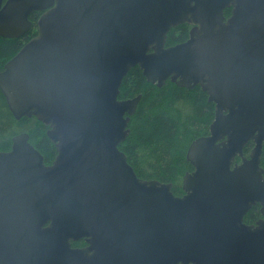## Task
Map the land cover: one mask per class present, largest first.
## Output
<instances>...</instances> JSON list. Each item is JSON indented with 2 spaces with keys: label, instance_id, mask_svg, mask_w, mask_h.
I'll list each match as a JSON object with an SVG mask.
<instances>
[{
  "label": "water",
  "instance_id": "water-1",
  "mask_svg": "<svg viewBox=\"0 0 264 264\" xmlns=\"http://www.w3.org/2000/svg\"><path fill=\"white\" fill-rule=\"evenodd\" d=\"M35 12L0 90L15 118L48 126L57 155L46 164L28 132L0 151V264H264V0H0V36H23ZM184 23L189 38L167 46ZM135 66L215 103L183 195L119 148L141 99L119 98Z\"/></svg>",
  "mask_w": 264,
  "mask_h": 264
},
{
  "label": "trees",
  "instance_id": "trees-1",
  "mask_svg": "<svg viewBox=\"0 0 264 264\" xmlns=\"http://www.w3.org/2000/svg\"><path fill=\"white\" fill-rule=\"evenodd\" d=\"M40 14L35 12L30 15L33 26L23 36H0V70L36 34ZM225 15H231V8L225 10ZM191 28L187 23L171 28L167 46L187 40ZM138 94H141V99L131 116L130 133L119 148L127 155L128 162L140 178L171 182L173 193L183 195V177L194 169L187 160L188 148L196 138L210 133L215 103L208 100L207 92L200 86L186 88L170 79L163 86H158L149 82L142 70L135 66L124 77L119 98H132ZM47 130L48 126L36 117L15 118L0 90V151H9L13 137L28 132L30 142L42 153L45 163L50 164L57 150ZM253 145L249 142L244 148L245 156H249ZM236 161L240 162L241 158ZM261 166L264 168V145ZM246 216L248 223H256L262 217L260 205L253 206ZM81 243L80 240L72 242L73 246Z\"/></svg>",
  "mask_w": 264,
  "mask_h": 264
},
{
  "label": "flooded vegetation",
  "instance_id": "flooded-vegetation-1",
  "mask_svg": "<svg viewBox=\"0 0 264 264\" xmlns=\"http://www.w3.org/2000/svg\"><path fill=\"white\" fill-rule=\"evenodd\" d=\"M192 26V25H191ZM192 29V28H191ZM197 86H199V85H197ZM51 164V163H50ZM258 205V204H257ZM257 205H253V206H257ZM252 206V207H253ZM251 207V208H252ZM261 207V206H260ZM248 213V212H247ZM246 213V214H247ZM246 215H245V217H244V221L247 223V224H249V225H251V224H253V223H248L247 221H246ZM254 224H256L255 222H254ZM79 241V240H78ZM80 241L82 242L81 244H79L78 246H76V247H79V248H85L86 246H87V242H86V240H85V238H82V239H80Z\"/></svg>",
  "mask_w": 264,
  "mask_h": 264
},
{
  "label": "bare ground",
  "instance_id": "bare-ground-1",
  "mask_svg": "<svg viewBox=\"0 0 264 264\" xmlns=\"http://www.w3.org/2000/svg\"><path fill=\"white\" fill-rule=\"evenodd\" d=\"M12 113V112H11ZM6 118V117H5Z\"/></svg>",
  "mask_w": 264,
  "mask_h": 264
}]
</instances>
